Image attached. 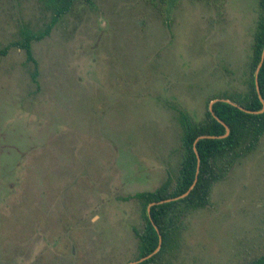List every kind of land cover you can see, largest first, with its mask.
<instances>
[{"label":"rangeland","instance_id":"rangeland-1","mask_svg":"<svg viewBox=\"0 0 264 264\" xmlns=\"http://www.w3.org/2000/svg\"><path fill=\"white\" fill-rule=\"evenodd\" d=\"M260 12L258 0L169 11L165 0H76L33 43L37 82L12 47L0 60V264L134 260L144 217L128 196L175 179L180 110L201 120L214 99L247 92ZM51 15L46 0H0V48ZM262 254L264 135L186 214L164 264Z\"/></svg>","mask_w":264,"mask_h":264},{"label":"trees","instance_id":"trees-1","mask_svg":"<svg viewBox=\"0 0 264 264\" xmlns=\"http://www.w3.org/2000/svg\"><path fill=\"white\" fill-rule=\"evenodd\" d=\"M75 1L46 0L52 10V15L44 29L36 31L28 25L22 26L19 37L0 48V60L8 54L12 47L23 49L26 61L34 65L31 74L33 80L37 82L38 62L34 54L33 43L50 34L53 27L70 11ZM258 1L261 12L254 34L249 88L244 94L230 97L245 109L230 102L216 101L213 104V112L207 108L205 117L201 120H195L186 111L180 110L178 119L183 130L182 154L175 179L168 177L154 190L139 191L128 196V199H137L141 202L144 217L142 228L134 230L139 240L138 253L134 260L148 256L158 249L160 237L153 222L157 224L162 234L159 249L152 256L137 264L165 263V260L179 247L186 214L210 204L215 183L228 175L239 158L255 150L264 135V104L260 98V95L264 98V60L258 73L259 91L255 82V73L264 52V0ZM165 2L166 10L169 11L178 4L179 0H165ZM221 97L226 98V95ZM214 114L229 126V132L226 125ZM202 135L218 137L197 140ZM195 146L200 155V170L194 187L183 198L160 203L159 201L185 193L193 185L198 168ZM150 204L152 205L149 215ZM247 264H264V254Z\"/></svg>","mask_w":264,"mask_h":264},{"label":"water","instance_id":"water-1","mask_svg":"<svg viewBox=\"0 0 264 264\" xmlns=\"http://www.w3.org/2000/svg\"><path fill=\"white\" fill-rule=\"evenodd\" d=\"M263 60H264V52H263L262 60H261L260 64L258 65V68H257L256 73H255V82H256V85H257L258 91H259L258 73H259V70H260V68H261V66H262ZM260 98H261V100L263 101V104H264V98H263V96L260 95ZM216 101L230 102V103H232V104H234V105L239 106V107L242 108V109H245L243 106H240V105H239L238 103H236L235 101H232V100H230V99H227V98L222 97V98H216V99H214V100L210 103V107H209V108H210V110H211L212 112H213V104H214ZM262 111H263V109H262ZM214 115H215V114H214ZM215 116H216V115H215ZM216 117H217V116H216ZM217 118H218V117H217ZM218 119H219V121H221L222 123H224V124L226 125L227 130H228V132H229V130H230L229 126H228V125H227L222 119H220V118H218ZM225 135H227V134H225ZM206 137H208V138H212V137H218V136H213V135H202V136L198 137L197 140H199L200 138H206ZM194 149H195V151H196V153H197V157H198V168H197V175H196V178H195V181H194L193 185H192V186L190 187V189H189L188 191H186L185 193H183V194H181V195H179V196L173 197V198H168V199H164V200H162V201H159L160 203H161V202H166V201L175 200V199H179V198H183V197L187 196V195L189 194L190 190L194 187L195 183H196L197 180H198V173H199V170H200V155H199V153H198V150H197L196 146L194 147ZM156 203H157V202H156ZM152 204H154V203H152ZM152 204H150L149 207H148L149 215H150V209H151V205H152ZM153 224H154L156 230L158 231V234H159V237H160V245H161V243H162V234H161V231H160L159 227L157 226V224H155L154 222H153ZM160 245H159V247H160ZM159 247H158V249H159ZM158 249H156L152 254H149L148 256L142 257V258H140V259L132 260V261H129V262L124 263V264H137V263H139V262H142L143 260H145V259L149 258L150 256H152V255H153Z\"/></svg>","mask_w":264,"mask_h":264}]
</instances>
